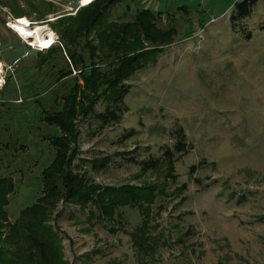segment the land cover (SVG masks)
I'll use <instances>...</instances> for the list:
<instances>
[{
  "label": "rangeland",
  "instance_id": "obj_1",
  "mask_svg": "<svg viewBox=\"0 0 264 264\" xmlns=\"http://www.w3.org/2000/svg\"><path fill=\"white\" fill-rule=\"evenodd\" d=\"M16 1L30 10L28 0ZM45 1L75 13L74 0ZM237 1L121 0L114 6L110 21H133L138 10L149 8L162 31L173 30L155 33L159 40L136 52L154 51L152 62L144 61L125 81L128 110L120 122L102 128L91 114L75 121V172L90 185L134 186L147 194L139 198L149 205L120 200L122 222L113 223L96 220L87 201L61 202L49 221L58 237L50 264H264V0L233 22ZM11 2L0 0V55L14 66L0 95V102L8 101L0 106V176L15 180L7 210L16 220L42 195L43 170L55 156L46 137L59 130L41 119L42 110L56 106L55 97L61 102L76 76L82 86L84 79L66 53L39 66L38 52L47 50L33 48L10 28L9 16L17 18ZM28 18L31 28L53 30L35 12ZM97 62L104 70L106 64ZM66 67L72 75L57 83ZM104 94L96 113L106 108ZM178 126L192 148L177 154L174 175L165 161L141 170L137 161L160 157L174 145ZM104 157L111 158L108 166L94 168ZM135 233L141 242L132 238ZM39 235L48 238L47 231ZM32 257L39 263L40 251Z\"/></svg>",
  "mask_w": 264,
  "mask_h": 264
},
{
  "label": "trees",
  "instance_id": "obj_2",
  "mask_svg": "<svg viewBox=\"0 0 264 264\" xmlns=\"http://www.w3.org/2000/svg\"><path fill=\"white\" fill-rule=\"evenodd\" d=\"M28 1L30 10L23 9L16 0L9 3L17 19L28 20V16H32L35 12L36 20L49 23L59 34L61 42V46L55 44L46 53L38 52L39 66L42 68L51 64L54 58L66 53L74 71L77 72L79 69V76H83L84 85L82 86L79 77L76 76L74 83L68 87V92L61 97L62 103H58V97H55L53 101L57 105L42 110L41 119L59 130L46 137L55 149V156L43 170L42 195L32 206L22 210L20 216L14 221L9 218L7 206L10 196L16 190L15 180L12 176H0V264H44V262L50 264L53 262V246L58 242V237L53 232L54 228L49 226V221L52 220L53 211L61 202L66 205L68 202L87 201L93 208L90 214L93 215L95 212L96 220L102 219L113 221V223H118L120 220L119 206L121 204L137 208L149 205L139 198L142 195L145 199L147 194L139 193L138 188L134 186L103 188L95 184L90 185L86 175L75 172V168L79 166L75 164V158L80 135L75 121L81 115L86 120L91 114V117L94 116L96 121L101 123L102 128L120 122L128 110L125 98L130 88L125 81L131 79L138 70L143 68L144 61H150V55L154 51L136 52L149 47V43L157 42L159 38L155 36V33L165 34L173 30L162 31L157 24V15L149 8L138 10L133 21H110L112 9L121 0H94L87 5H81L82 0H74L75 13L61 11L51 1L41 0L40 3ZM259 1L238 0L234 4L232 21L236 22L249 17ZM50 15L54 16L49 18ZM52 18L55 19L51 20ZM158 44L161 43L158 42ZM82 51H86V54ZM0 58H2L1 55ZM98 59L106 64L103 67L104 70L100 71ZM88 61L90 62L87 63ZM67 67L60 71L62 73L58 76L57 83L72 75L73 70H67ZM10 78L11 76H8L7 84ZM4 88L1 92L2 96ZM104 93L108 97L106 108L96 113L95 103ZM7 103L8 101L0 102V106ZM172 134L175 139L174 145L165 146L160 157H149L137 161L141 170H154L162 161H165L169 166L170 176L174 175L177 154L190 152L192 144L183 126L176 127ZM131 135L132 132H129L124 138H129ZM110 162V157H104L101 161H94L93 167L103 169ZM196 168L198 167L194 165L192 170ZM120 200L123 202L121 203ZM95 210H98L99 214ZM91 220L92 225H95ZM40 231H47L48 238L44 239L40 236ZM138 237L139 233L132 236L135 241L141 242ZM33 248L40 251L39 263L34 260L36 257H32Z\"/></svg>",
  "mask_w": 264,
  "mask_h": 264
},
{
  "label": "built area",
  "instance_id": "obj_3",
  "mask_svg": "<svg viewBox=\"0 0 264 264\" xmlns=\"http://www.w3.org/2000/svg\"><path fill=\"white\" fill-rule=\"evenodd\" d=\"M93 0H82L81 5H87L89 3H91ZM32 24V22L26 20V19H17L15 17H13V15L9 16V21H8V25L10 26L11 29H13L22 39H24L25 41H27L33 48H37L40 51H45L50 49L52 46H54L58 41H59V36L55 34V32L52 30L51 34H46L45 35V40L44 42L40 43V42H36L34 39L32 38H27L25 37L24 34L21 33V30L17 27L18 25H23L26 27H30V25ZM53 37L52 42H50V37ZM0 46H2V44L0 43ZM9 72H14V66L12 64L7 65L1 58H0V95L1 92L3 90V88L5 87V85L7 84V79H8V74ZM23 99L19 98L18 100H16V102H22Z\"/></svg>",
  "mask_w": 264,
  "mask_h": 264
},
{
  "label": "bare ground",
  "instance_id": "obj_4",
  "mask_svg": "<svg viewBox=\"0 0 264 264\" xmlns=\"http://www.w3.org/2000/svg\"><path fill=\"white\" fill-rule=\"evenodd\" d=\"M88 1V0H86ZM20 30L21 33L25 35V37L27 38H32L34 39L36 42H44L45 35L46 34H51L52 29H49L48 26L46 25H37L34 28H29L23 25H18L17 26ZM53 37H50V42H52Z\"/></svg>",
  "mask_w": 264,
  "mask_h": 264
},
{
  "label": "crops",
  "instance_id": "obj_5",
  "mask_svg": "<svg viewBox=\"0 0 264 264\" xmlns=\"http://www.w3.org/2000/svg\"><path fill=\"white\" fill-rule=\"evenodd\" d=\"M9 218H10L11 221H14L15 220V219H11L10 215H9Z\"/></svg>",
  "mask_w": 264,
  "mask_h": 264
},
{
  "label": "water",
  "instance_id": "obj_6",
  "mask_svg": "<svg viewBox=\"0 0 264 264\" xmlns=\"http://www.w3.org/2000/svg\"><path fill=\"white\" fill-rule=\"evenodd\" d=\"M51 20H53V19H51Z\"/></svg>",
  "mask_w": 264,
  "mask_h": 264
}]
</instances>
